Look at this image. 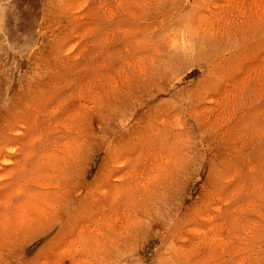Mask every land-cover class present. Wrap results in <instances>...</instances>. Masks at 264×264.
<instances>
[{
	"label": "rangeland",
	"instance_id": "obj_1",
	"mask_svg": "<svg viewBox=\"0 0 264 264\" xmlns=\"http://www.w3.org/2000/svg\"><path fill=\"white\" fill-rule=\"evenodd\" d=\"M0 264H264V0H0Z\"/></svg>",
	"mask_w": 264,
	"mask_h": 264
}]
</instances>
